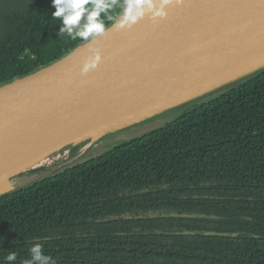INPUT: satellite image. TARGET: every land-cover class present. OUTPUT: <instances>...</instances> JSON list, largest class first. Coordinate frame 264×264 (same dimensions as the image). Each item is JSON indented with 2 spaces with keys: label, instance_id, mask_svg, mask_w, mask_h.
I'll return each mask as SVG.
<instances>
[{
  "label": "trees",
  "instance_id": "trees-1",
  "mask_svg": "<svg viewBox=\"0 0 264 264\" xmlns=\"http://www.w3.org/2000/svg\"><path fill=\"white\" fill-rule=\"evenodd\" d=\"M51 5L0 0V86L93 37L76 35L88 12L59 33ZM88 155L0 196V264H23L35 244L55 264H264V72Z\"/></svg>",
  "mask_w": 264,
  "mask_h": 264
},
{
  "label": "water",
  "instance_id": "water-1",
  "mask_svg": "<svg viewBox=\"0 0 264 264\" xmlns=\"http://www.w3.org/2000/svg\"><path fill=\"white\" fill-rule=\"evenodd\" d=\"M151 2L135 21L118 17V28L0 86V169L14 170L3 181L40 155L88 146L82 157L105 136L197 101L182 115L264 72V0H185L156 25Z\"/></svg>",
  "mask_w": 264,
  "mask_h": 264
},
{
  "label": "clouds",
  "instance_id": "clouds-1",
  "mask_svg": "<svg viewBox=\"0 0 264 264\" xmlns=\"http://www.w3.org/2000/svg\"><path fill=\"white\" fill-rule=\"evenodd\" d=\"M185 0H159L160 10L155 13V16L160 20L153 21L156 25L160 21L165 20L168 16L167 9L170 6L182 7ZM53 8L55 11L52 13V17L59 19L61 26L59 27V33H68L71 35L72 27L78 25L85 12H88L87 23L84 25L82 31L76 33L77 36L87 39L89 34L93 36L103 34L105 32V23L97 18L102 12L109 13V22L115 25V17H124L126 20L135 21L140 16L141 8L147 6L149 10L153 8L151 0H124L123 4H118V0H52ZM116 8H121L122 11L116 12L113 15V11ZM117 28L119 25H115ZM74 40L75 37H72ZM101 63V59L97 60L89 65V68L96 70ZM87 70L81 72V75L86 73ZM31 259L23 261V264H55V261L51 256L42 255V245L35 244L30 248ZM8 262L16 261L17 255L14 252H9L6 257Z\"/></svg>",
  "mask_w": 264,
  "mask_h": 264
},
{
  "label": "rangeland",
  "instance_id": "rangeland-1",
  "mask_svg": "<svg viewBox=\"0 0 264 264\" xmlns=\"http://www.w3.org/2000/svg\"><path fill=\"white\" fill-rule=\"evenodd\" d=\"M195 103H197V101L192 102L189 105L187 104L184 106L176 107L175 109H172V110H168V111L163 112L161 114H158L152 118H149V119H147L141 123L120 129L113 134L105 136L104 138H102V140L99 143H97L92 149H90L82 157H79L76 159L70 158V160L56 162L55 164H53L50 167H44V168H41L39 170L27 171V172L23 173L21 176H19L20 182L17 183V185L14 187V190L17 189L18 187L21 188V187H24V186L34 182L39 177H44V176H47L49 174H52L58 168L62 167L63 165H65L67 163L77 162L80 159L86 157L88 154H89L88 158L101 155L104 152L111 150L114 146L122 143L123 141L138 138V137L140 138L143 135L151 132L152 130L161 128L165 124L176 119L188 106H191ZM73 147L76 148V147H78V145H75ZM163 216H166V215H163Z\"/></svg>",
  "mask_w": 264,
  "mask_h": 264
},
{
  "label": "bare ground",
  "instance_id": "bare-ground-1",
  "mask_svg": "<svg viewBox=\"0 0 264 264\" xmlns=\"http://www.w3.org/2000/svg\"><path fill=\"white\" fill-rule=\"evenodd\" d=\"M87 148H88V146L83 147L80 150H78L77 152H75L74 154H72L71 151L69 149H67V150H63L62 152H59L58 154H56L54 156L51 154L50 155L49 154L40 155L29 165L28 170H37V169H41L43 167H50L53 164H55L56 162L70 160V158H77L78 156L82 155ZM13 171L14 170H12L10 168L9 169H0V192L8 191L12 187H15L18 182H20V179H15L12 181H3L2 180V176L5 173L13 174Z\"/></svg>",
  "mask_w": 264,
  "mask_h": 264
}]
</instances>
